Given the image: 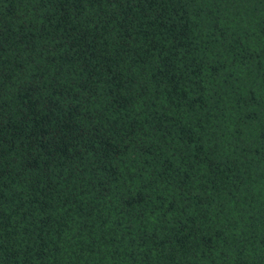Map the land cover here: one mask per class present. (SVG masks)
Masks as SVG:
<instances>
[{
  "label": "trees",
  "instance_id": "1",
  "mask_svg": "<svg viewBox=\"0 0 264 264\" xmlns=\"http://www.w3.org/2000/svg\"><path fill=\"white\" fill-rule=\"evenodd\" d=\"M0 264H264V0H0Z\"/></svg>",
  "mask_w": 264,
  "mask_h": 264
}]
</instances>
